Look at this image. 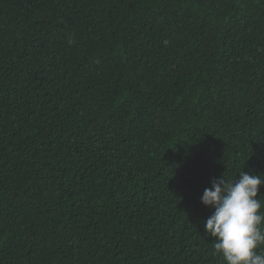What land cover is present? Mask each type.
Segmentation results:
<instances>
[{
	"label": "trees",
	"instance_id": "1",
	"mask_svg": "<svg viewBox=\"0 0 264 264\" xmlns=\"http://www.w3.org/2000/svg\"><path fill=\"white\" fill-rule=\"evenodd\" d=\"M241 171L264 0H0V264H225L201 197Z\"/></svg>",
	"mask_w": 264,
	"mask_h": 264
},
{
	"label": "clouds",
	"instance_id": "2",
	"mask_svg": "<svg viewBox=\"0 0 264 264\" xmlns=\"http://www.w3.org/2000/svg\"><path fill=\"white\" fill-rule=\"evenodd\" d=\"M238 176L223 175L204 190L201 203L214 210L204 231L225 264H264V203L257 199L264 175L241 171Z\"/></svg>",
	"mask_w": 264,
	"mask_h": 264
}]
</instances>
